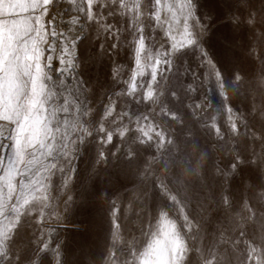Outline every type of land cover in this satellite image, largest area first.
Returning a JSON list of instances; mask_svg holds the SVG:
<instances>
[{
	"label": "rangeland",
	"instance_id": "1",
	"mask_svg": "<svg viewBox=\"0 0 264 264\" xmlns=\"http://www.w3.org/2000/svg\"><path fill=\"white\" fill-rule=\"evenodd\" d=\"M180 3L181 0H52L49 7V0H0V248L3 249L0 259L8 253H24L30 264H54L56 252L60 251L67 253L68 260L94 264V252L102 243L103 228L90 209L65 220L60 215L63 209L52 207L46 200L41 203L48 193L40 190V184L35 189L26 188L23 194L20 192L21 181L29 179L24 168L28 150L37 149L41 161L57 163L53 155H41L38 151L41 147L44 153L56 151L51 148V131L46 128L51 105L40 104V99L45 91L43 86L48 83L45 77H55L57 68L67 70L68 85L79 80L81 73L68 63L78 49L89 66V83L83 87H95L98 73L100 76L108 73L114 78L100 81L95 95L89 97V107L99 102L102 108L111 99L115 113L122 114L124 120L132 119L131 131L125 132L127 139L117 135L106 145L107 162L102 159L97 162L101 171L121 169L134 173L147 169L153 157L160 158L163 142L159 148L146 146L137 137L142 139L144 133L153 136V129L158 131L163 127L156 116L161 108L164 112L175 109L182 114L184 125H177V133L194 129L198 143L207 149L205 156L209 163L215 162L221 173L224 171L221 166L234 159L232 153L237 149L246 159L250 153L255 155L257 170L264 163V149L258 141L250 140L249 136L228 140L231 123H236L242 133L248 129L239 123L238 114L222 102L221 95L230 87L233 72H247L253 56L264 57V34L246 33L243 19L234 11L230 0H206L205 8L213 18L209 25L211 34L207 37L209 54L204 57L189 49L178 55L185 47L182 33L188 12L187 8L180 9ZM57 14L61 20L58 35L54 31ZM72 26L77 34H84L82 42L63 39L70 34ZM161 34H166L170 42L167 53L162 54L163 49L158 53V45L149 51V43L158 40ZM141 35L144 41L139 39ZM216 71L223 74L222 79L217 78ZM116 80H119L117 87L123 86L127 95L121 96L112 87ZM157 84L166 91L167 99L150 111L151 105L143 102V94L151 97ZM77 88H81L79 83L65 91L58 103L63 105L66 99L75 102ZM59 90V86L53 89ZM172 92L177 98L171 96ZM250 127L254 129L255 124ZM51 128H55L54 123ZM217 128L225 134L223 141L216 139ZM97 131L95 140L103 142L104 132ZM129 152L135 153L136 158L126 159ZM238 169L244 175L251 171L246 166L238 165ZM41 175L47 177L49 173L45 171ZM30 204L51 213L57 223L41 227L35 221L38 211L25 215ZM123 223V216L117 214L111 225L113 239L120 238ZM229 236L227 225L213 234H194L192 242L199 249L201 261L215 264ZM46 240H50L47 250L41 249ZM181 250L172 226L165 219L158 234L144 247L140 264H176Z\"/></svg>",
	"mask_w": 264,
	"mask_h": 264
},
{
	"label": "clouds",
	"instance_id": "2",
	"mask_svg": "<svg viewBox=\"0 0 264 264\" xmlns=\"http://www.w3.org/2000/svg\"><path fill=\"white\" fill-rule=\"evenodd\" d=\"M205 2L186 0L190 15L185 22L191 25L195 47L207 50V37L211 34L209 25L213 23V18L208 14ZM230 2L234 11L242 17L246 33L264 34V0H244L242 6L241 0ZM51 6L52 0H49ZM63 39L82 42L84 34L70 31ZM139 39L144 41L145 37L141 35ZM169 43L167 35L161 34L158 40L149 43L148 50L158 45L157 52L163 49L162 54H166ZM189 49L195 50L186 48L183 52ZM68 63L73 70L81 73L79 80L68 85L65 79L67 70L57 68L55 77H45L48 83L44 84L45 91L40 99V104L51 105L46 128L51 131V148L56 151L44 153L43 147L38 151L41 155H53L57 163L41 161L36 155L37 149L28 150L24 168L29 179L21 181V194L26 188L35 189L36 184H40V190L48 193L41 203L46 200L52 207L63 209L60 215L65 220L70 215L90 209L103 228L102 243L94 252V264H140L139 257L144 247L158 234L165 219L182 246L176 264H209L207 260L201 261L199 249L194 248L192 242L193 236L213 234L225 225L230 236L223 251L218 253L219 259L215 264H249V259H255L256 264H264V259L253 256V253H264V195H260L264 194V163L257 170L255 155L250 153L246 159L237 149L232 153L234 159L221 166L224 169L221 173L215 162L209 163L205 156L207 149L198 143L194 129L184 134L177 133V125H184L182 114L175 109L164 112L161 108L156 116L163 127L158 131L153 129V136L144 133L142 139L137 137L146 146L151 144L159 148L163 142L160 158L153 157L147 169L134 173L121 169L101 171L97 162L101 159L107 162L106 145L113 141L112 136L117 133L127 139L124 133L131 131L132 119L124 120L122 114L115 113L114 101L111 99L102 108L99 102L89 107V97L95 95V89L101 86L100 81L114 79L110 74L100 76L98 73L95 87H83L89 83V66L79 49ZM251 64L247 72H233L230 87L221 93L222 102L232 108L234 114H238L239 123L248 129V132L242 133L236 123H231L227 138L242 140L244 136H249L250 140L258 141L261 149H264V57L253 56ZM77 83L81 88H77L75 102L66 99L63 105L59 104L60 96ZM118 84L119 80H116L112 87L121 96L127 95L124 87H117ZM56 86L60 90L54 92ZM149 86L152 87V80ZM171 96L177 98L175 92ZM142 99L151 105L150 111H155L157 104L167 99V93L157 84L153 88V95L149 97L144 93ZM53 123L54 129L51 128ZM253 123L254 129L250 127ZM97 129L108 134L107 139L101 138L103 142L95 140L99 135ZM216 132V139L223 141L225 134L220 133L219 128ZM44 143L47 145L48 141ZM129 158L135 159L136 154L129 152L126 159ZM34 163L35 168L32 167ZM238 165L246 166L251 171L244 175ZM93 169H96L95 173ZM45 171L49 173L47 177L41 175ZM165 184V190L161 191ZM37 211L35 221L41 227H51L57 223L51 213H45L42 208L37 210L31 204L26 207L25 215ZM117 214L124 218L118 240L113 239L111 227ZM56 257L54 264H86V261L68 260L67 253L62 254L60 251L56 252ZM6 262L30 264L24 253L5 254L0 264Z\"/></svg>",
	"mask_w": 264,
	"mask_h": 264
},
{
	"label": "snow or ice",
	"instance_id": "3",
	"mask_svg": "<svg viewBox=\"0 0 264 264\" xmlns=\"http://www.w3.org/2000/svg\"><path fill=\"white\" fill-rule=\"evenodd\" d=\"M176 5L173 4V7H175ZM180 9L183 10L185 8H187V3H186V0H181V3L179 5ZM190 15L189 12H187V17L185 19V21L187 20L188 16ZM165 19H167V17H165ZM183 22V35L185 37V47L180 49L181 52H183L186 48H195L196 51H198L202 56L204 57H207V52L205 49L203 48H196L195 45H194V36L192 34V31H191V25L190 23H186V22ZM173 47H175V45H173ZM209 64L212 63L211 60L208 61ZM215 75L217 76L218 79H222V76L223 74L220 73L219 71H216L215 72ZM102 138L103 139H107L108 138V134L106 132L102 133ZM117 135H120L119 133H117L116 135L112 136V140L115 138V136ZM124 135H126V133H124ZM165 186L162 185V189H164ZM7 227H11V225H8ZM50 243V240H46L44 241L42 244H41V249H44V250H47L48 248V245ZM0 251H3L2 248H0ZM253 256L257 257V258H261V259H264V253H253ZM249 264H256V260L255 259H250L249 261Z\"/></svg>",
	"mask_w": 264,
	"mask_h": 264
},
{
	"label": "bare ground",
	"instance_id": "4",
	"mask_svg": "<svg viewBox=\"0 0 264 264\" xmlns=\"http://www.w3.org/2000/svg\"><path fill=\"white\" fill-rule=\"evenodd\" d=\"M55 20V24H54V31L55 33L58 35L60 33L61 30V20L59 15L57 14L56 17H54ZM74 25V24H73ZM71 31H76L75 30V26H72ZM70 48V47H69ZM49 61V58H48ZM7 128V127H6Z\"/></svg>",
	"mask_w": 264,
	"mask_h": 264
}]
</instances>
